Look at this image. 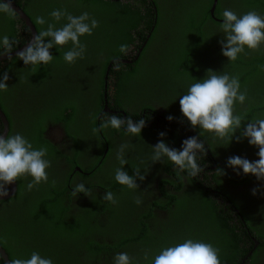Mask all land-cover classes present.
<instances>
[{"label": "trees", "instance_id": "16d2710c", "mask_svg": "<svg viewBox=\"0 0 264 264\" xmlns=\"http://www.w3.org/2000/svg\"><path fill=\"white\" fill-rule=\"evenodd\" d=\"M14 1L30 17L36 34L46 29L48 23H55L49 15L54 9H67L74 16L87 11L99 21V27L93 30L91 36L80 37L81 43L86 45V52L83 59H77L72 65L63 59L64 53L71 49V43L49 49L53 55L49 65L26 66L15 54L11 58L0 59V79L5 71L10 77L5 81L8 91L0 92V107L8 119L6 135L20 133L32 143L34 149L47 148L44 158L51 161V167L46 169L47 183H41L29 191L26 186L32 178L21 177L16 181L14 192L0 198V244L9 259H28L33 251H37L42 257H50L53 264H113L116 253L127 252L135 258L134 264L136 261L139 264H152L153 257L162 248L182 243L190 231L200 230L198 234L203 235H198L197 240L201 241L204 237V242L206 240L219 248L221 264L234 260L233 239L230 243L225 232L228 227L235 232V223L228 221L227 212L220 213L219 206L224 204L235 215L245 214L242 209L247 206H243L237 198H245L250 191L237 189L248 184V179L228 169L226 161L230 156L254 161L258 157L257 148L248 142L247 145L242 142L232 147L231 141L240 135V130H237L224 154L211 151L206 160L203 154H197V163L203 171L191 177L186 171L177 174L175 166L167 158L164 163L152 162V146L163 139L169 147L180 150L182 141L188 137L198 136L200 140L207 141L209 133L199 127L193 129L182 116L179 99L186 94L190 84L207 78L208 69L217 74H238L240 90L247 89L248 98L244 104L236 103L234 108V114L243 117L241 128L250 120L264 119V70L261 68L264 66V45L259 52H250L246 48L249 55L240 54L235 62H228L219 43L224 39L219 29L224 9H231L238 16L253 9L264 12V0H216L213 14L210 7L214 0ZM37 16H43L46 23L37 24ZM65 23L67 21L62 19L56 23V27ZM5 35L16 41L15 49L30 39L31 30L17 13L12 19L0 13V38ZM48 39L46 37L45 42ZM132 42L136 46L131 53L119 51L120 45L130 46ZM152 43H155L154 49ZM148 49L152 51L151 54L147 53ZM117 58L120 60L119 70H116L114 63ZM121 58L132 60L125 63ZM15 74L20 81L26 79L35 87L49 90L50 95L42 97L32 94L29 98L33 103L23 99L25 95L19 93L16 98L13 97L12 77ZM147 75V79H141V76ZM89 76L94 83L91 101L86 99V92L79 90ZM132 80L138 81V91L149 97L146 102L149 106L144 112L146 116H152L156 106L164 109L158 114L160 128L148 117L150 124H145L141 129L140 137L123 136L120 137L121 143L117 142L118 146L129 144L125 149L128 163L122 166L123 170L133 175V169L138 167L145 177L143 181L136 178L139 185L136 190L115 181V170L121 167L116 157L112 159V164L104 159L109 156L113 146L111 138L115 129L109 127L93 132V128H99L102 121L107 120L103 118L109 112L103 108L104 99L111 109L122 107L130 92L135 90V85L128 83ZM76 85L79 97L74 100L70 97L71 88ZM170 98L176 99L169 103ZM36 99L43 103L31 111ZM112 99L114 105L109 104ZM12 101L19 107L13 109ZM99 112L102 117L98 115ZM131 114L136 120L138 112L134 110ZM169 115L174 118L172 121L166 119ZM48 119L71 129L74 150L82 146L78 142L88 140L83 127L90 130L89 134L96 141L94 146L88 148L93 157V166L107 163L104 166L107 179L111 176L110 184L96 177V187L99 184L104 191H108L104 186L108 187L109 184V188L115 191L117 204L99 198L102 195L97 194L99 187H95L90 196L83 193L75 198L71 196L73 185L69 186L68 182H72L73 174L69 168L62 166L61 160L62 157L67 161L70 158L65 155L66 150L61 142L55 143L45 136ZM14 123L20 125L17 127L19 129L15 130ZM2 127L0 119V132ZM160 132L166 135L160 137ZM243 139L247 141V138ZM98 150L101 152L96 155ZM91 169L90 164L86 170ZM205 169L213 177L211 183H208L210 180L207 176H203ZM218 169H223V174ZM80 173H75L74 177L80 176ZM239 193L242 195H237ZM134 197H139L142 203L137 205ZM210 228L212 230L207 231ZM223 235L227 238L222 239ZM240 242L243 239L240 238ZM237 246L236 242L234 247ZM146 250L149 251L148 260L143 259ZM0 264H4L1 254Z\"/></svg>", "mask_w": 264, "mask_h": 264}, {"label": "clouds", "instance_id": "9594fccd", "mask_svg": "<svg viewBox=\"0 0 264 264\" xmlns=\"http://www.w3.org/2000/svg\"><path fill=\"white\" fill-rule=\"evenodd\" d=\"M0 13L6 14L9 19L15 18L16 10L12 6V0L0 2ZM49 15L55 23H48L46 29L35 34L31 42L15 54L26 66L49 65L53 61V55L49 49L54 46L63 47L69 43L72 47L64 53L63 59L69 65L74 64L77 59H83L86 52V45L81 43L80 37L91 36L93 30L99 27V21L87 11L74 16L67 9H54ZM222 17L223 21L219 29L224 34V39L219 43L221 52L228 58V62H235L240 54L249 55L250 53L245 51L246 48L250 52L261 51V46L264 45V16L254 9L240 16L231 9H224ZM62 19H65L67 23L57 28L56 23ZM36 23L44 25L46 20L43 16H37ZM46 37L49 38L47 42H45ZM15 43L16 41L10 40L7 35L0 38V46L3 48L0 56L7 54L8 58H11L10 53ZM128 47L122 44L119 51L127 54ZM114 63L116 70H119V58ZM261 68L264 70V66ZM206 73L207 78L190 84L186 94L180 96L179 108L182 116L187 119L193 129L199 127L203 132L212 133L214 139L226 140L227 144L233 139L237 130H240V135L235 136V140L240 142L243 138H247L249 145L258 148L256 155L259 159L250 161L240 156H230L227 158L226 165L237 175L241 174L239 169H242L244 175L251 174L257 180H264V119L250 120L241 128L243 117L235 115L234 108L236 103L243 105L248 97L247 89L240 90L239 75L217 74L211 69H208ZM9 79L5 71L0 79V92L8 91L5 81ZM104 109L105 111L111 109L106 100ZM166 119L172 121L174 118L169 115ZM124 125H126L124 130L127 134L140 137L141 129L145 127V119L141 118L138 122H134L131 118L122 119L119 115H110L107 120L102 121L99 128H93V132L109 127L119 131ZM158 135L164 137L166 133L160 132ZM128 147V143H123L117 150L116 159L121 167L116 168L114 179L120 185L136 190L139 187L136 178L143 181L145 177L138 167L133 169V175L123 170L122 166L128 163L125 158V149ZM152 149L151 161L164 163V159L167 158L175 166L177 174L186 171L188 176L196 177L203 171L197 163V154H206V149L204 141L198 136L184 139L180 150L169 147L163 139L152 146ZM47 151L45 147L34 149L32 143L20 133L0 135V198L8 196L9 186L21 177L32 178L26 186L29 191L41 183H47L46 169L51 167V161L44 158ZM218 170L220 174H223V169ZM257 191L258 188L251 190L253 195H256ZM78 193L90 196L91 189L86 188L83 183L75 184L71 196L75 198ZM102 199L113 205L117 204V199L111 191H105ZM134 202L137 205L142 203L139 197H134ZM219 252L220 249L211 243L188 238L182 243L162 248L159 254L153 257L152 264H221ZM148 258L149 251L146 250L143 253V259L148 260ZM134 259L127 252H118L113 256V264H134ZM7 264H53V260L33 251L30 258L12 259ZM136 264L139 262L136 261Z\"/></svg>", "mask_w": 264, "mask_h": 264}, {"label": "flooded vegetation", "instance_id": "af4514ba", "mask_svg": "<svg viewBox=\"0 0 264 264\" xmlns=\"http://www.w3.org/2000/svg\"><path fill=\"white\" fill-rule=\"evenodd\" d=\"M256 11L261 16H264V12L262 9H256ZM96 33L97 32H94V34H96ZM135 41H138V40H135ZM152 44H153V46H151V47H152V49H154L155 43H152ZM135 46H136V44L132 42V44L127 49V54L131 53V49H134ZM146 51L148 54L152 53V51L149 49ZM71 70H73V68H71ZM17 77H18L17 74L13 75V77H12V84L14 85L13 86V97L16 98L18 96V93H19L21 96L25 95V97L23 99H27L30 103H33L34 101L29 98V96H32V94L39 95L42 97H46V96L50 95L49 90L44 91L40 87H35L33 84H30L28 82V80L25 79L24 81H20V79H18ZM144 78L147 79L148 75L147 76H141V79H144ZM136 82H138V81L132 80V81L128 82L129 84L135 85V90H132L129 94V98L125 102H123L124 106L122 105V107L121 106L113 107L112 109H110V111L106 115H104L103 118L108 119V117L110 115H119L122 119L127 117V118H131L134 122H138L141 118H143V119H145V124L149 125L150 124L148 121V117H149V119L154 122L156 127L160 128L159 125H161V123H160L161 120H159L158 114L160 115L161 109H163V108L156 106V110L155 111L153 110L152 116H146V114L144 112H145V108L149 106V103H146L147 100L149 99V97L146 94H143V93L138 91V89H137L138 87L136 86V84H137ZM93 84H94L93 80H92L91 76H89L88 80L84 81L83 87H81L79 89L80 92H86V99L88 101L92 100V95L94 94V92H93L94 85ZM149 84H150V82H149ZM29 87H30V90L26 91ZM49 89H51V88H49ZM71 90H72L71 96L70 95L69 96L72 97L74 100H77V98L79 97L77 85L74 88H71ZM29 92H30V94H28ZM175 99L170 98L169 103L175 101ZM60 100H63V99H59L58 101H60ZM13 101L11 102V105L13 106L12 108L15 109V107H19L18 105L13 104ZM104 102H105V99H104ZM41 103H43V102H40L36 99V102L34 103V109L33 110L31 109V111L38 109ZM64 103H62L61 105H64ZM109 104H113V105L115 104L113 99L111 100V103H109ZM103 105H104V103H103ZM103 105H102V107H103ZM134 110L138 112L136 120L134 119V117L131 114V111H134ZM98 115L102 117L101 112H99ZM12 117H13V112H12ZM155 117L157 118L158 122L156 121ZM46 121H47L46 129L44 131L45 136H47L49 139H51L55 143L61 142L64 150H66L65 155L69 156V158H70V160L67 161V159L62 157L61 160L63 161L62 166L67 167L72 171V174H73L72 182H70V181L68 182L69 186L73 185L71 187V189H73L75 184L83 183L85 185V187L88 186V188L91 189V194H92L94 191V188L96 187V180H97L98 176L105 179L110 184L111 176L109 179H107V174H106L105 169H104V166H106L107 163H103V165L101 164V165H99V167L93 166V163H92L93 157L91 154V150L88 148H89V146H94L96 144V141H95V138L91 134H89L90 130H88L86 126L83 127V132H84V134L87 133V135H88L87 139L88 140H85L82 143L78 142L82 146L79 149L74 150L73 147H74L75 141L73 139V136L70 133L71 129L65 128L63 126V123L62 124L58 123L56 121H53L52 119H48ZM17 124L18 123H14V125H13L15 127V130L19 129L17 127L20 125L16 126ZM125 128H126V125L122 126L119 131H117L115 129V131L112 134L114 136L113 138H111L113 146L111 147V149L109 151V156L107 158H104L110 164H112V159H114L116 157V153H117V150L119 148L117 142L119 141L118 143H121L120 141L122 140V138H120V137H123V136L127 137L130 135V134H127L125 132V130H124ZM206 137H207V141L203 140L205 143L206 154L201 153L204 155L203 158L205 160L207 159V157H209L208 154L211 151H213L214 153L218 152V153L224 154L229 149L230 142L227 144L226 140L214 139L212 133H209ZM235 142H237V141L236 140L231 141L232 147L236 146V144L241 145L242 142L245 145H247L248 140L245 142V140L242 139L240 142H237V143H235ZM242 146H243V144H242ZM72 150H74L75 152H73ZM255 151L258 152V148ZM99 152H101V150H98L96 155H98ZM258 159H259V157H255L254 160H258ZM90 164L92 165V169L87 171L86 168H88L90 166ZM213 165H215V164H213ZM227 168L231 169L233 171L232 168H230V167H227ZM77 172H81L80 176L74 177L76 175L75 173H77ZM233 172L236 173L235 171H233ZM239 172L244 176L242 169H239ZM203 176L208 177V180H210L208 183L212 182L213 177L210 176L208 169L204 170ZM245 176L248 179L247 180L248 184L241 185L237 188V189H246V190L250 191L247 193V196L243 195L245 198H243V197L237 198L238 201L243 204V206L244 205L247 206V207H243V209H242V211H244L245 214L240 213L239 215L238 214L235 215L231 212L232 210L229 207H226L224 204H221L219 206V208L221 209L220 213H226L227 212L229 214L228 221L230 223H235V226L233 227L235 232H233L229 227L227 228V230L225 232V235L230 238V243H231V239H233L232 248L235 251V254L233 256L235 259L228 262V264H264V180H257L255 176L251 177L249 174L245 175ZM109 184H108V187L107 186H104V187L106 189H108V191H111L114 194L115 191L113 189L109 188ZM99 186L100 185L98 184L96 189ZM253 188H258L256 195H253L251 192V190ZM97 191H99L97 194L102 193V195L99 197V198H102L104 193H105L103 188L99 187L97 189ZM78 194H81V193H78ZM237 195H242V194L239 193ZM3 198H5V197H3ZM237 211H239L238 208H237ZM162 212H164V211H162ZM230 216H237V217L236 218H230ZM202 229L203 228H201V230ZM203 230L206 232V229H203ZM211 230H212V228H210L207 231H211ZM199 231L198 230L190 231L188 234V237L186 239L191 238L193 240H197L198 235L199 236L203 235V234H198ZM226 236L223 235L221 237H222V239H224V238H227ZM203 238H201L200 240L202 241ZM240 238L243 239L242 243L240 242ZM205 242L210 243L206 240H205ZM236 242H237L238 246L234 247Z\"/></svg>", "mask_w": 264, "mask_h": 264}, {"label": "water", "instance_id": "95a60500", "mask_svg": "<svg viewBox=\"0 0 264 264\" xmlns=\"http://www.w3.org/2000/svg\"><path fill=\"white\" fill-rule=\"evenodd\" d=\"M215 1L216 0H214L213 4L210 7V11H211L212 14H213V10H214ZM12 6L16 10V13L25 21V23L30 28L31 37L26 43H23L19 47L13 49L12 52L10 53L11 56L16 54L17 51L23 50L31 42L33 36L36 34V29H35V26H34L32 20L25 13V11L22 9V7L20 5H18L14 0H12ZM218 19L222 20V18H218ZM6 57H8L7 54H5L3 56H0V59L6 58ZM121 59L123 61H125V62L131 61V59H127V58H121ZM105 108L107 109V107H105ZM0 119H1L2 124H3L2 131L0 132V135H2V134L6 135L7 130H8V119H7L6 115H5V113L3 112V110L1 109V107H0ZM15 189H16V182H14L12 185L9 186V194H8V196L11 195L14 192ZM0 254H1L2 258H3L4 264H7V262L10 261V259L8 257V254H7L6 250L2 247L1 244H0Z\"/></svg>", "mask_w": 264, "mask_h": 264}]
</instances>
